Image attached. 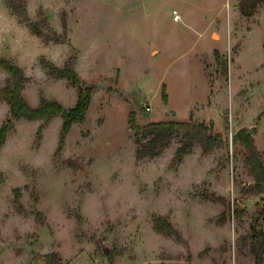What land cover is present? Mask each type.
Returning a JSON list of instances; mask_svg holds the SVG:
<instances>
[{
	"label": "rangeland",
	"instance_id": "obj_1",
	"mask_svg": "<svg viewBox=\"0 0 264 264\" xmlns=\"http://www.w3.org/2000/svg\"><path fill=\"white\" fill-rule=\"evenodd\" d=\"M239 2L28 0L26 16L46 20L56 43L0 0V59L25 71L30 106L46 98L69 109L80 88L93 94L61 151V117L17 121L0 146V264L53 254L64 264L255 263L264 194L252 192L235 136H251L264 158V5L244 17ZM43 59L73 66L80 86L50 76ZM9 77L0 69V91ZM9 110L0 96V128ZM132 119L205 123L225 145L204 154L197 144L175 164V136L162 155L138 159ZM213 193L227 205L207 200Z\"/></svg>",
	"mask_w": 264,
	"mask_h": 264
},
{
	"label": "trees",
	"instance_id": "obj_2",
	"mask_svg": "<svg viewBox=\"0 0 264 264\" xmlns=\"http://www.w3.org/2000/svg\"><path fill=\"white\" fill-rule=\"evenodd\" d=\"M5 2L13 13L18 16L21 23H24L35 36L42 38L46 42H62L60 39L50 38L49 32L51 30L46 20L31 21L26 16L28 0H5ZM261 5H264V0H240L239 9L244 17H251ZM42 65L50 76L67 80L75 88L80 86L81 79L77 71L70 64L65 67H59L52 61L43 59ZM0 69L8 71L10 74L7 85L0 91L1 98L7 102L10 108V115L0 128V146L5 144L8 135L14 129L17 121L24 119L28 121L43 120L44 122H49L57 117H61L63 121V135L60 147L58 148L61 151L65 135L69 132L70 128L74 124L82 123L85 120L93 95L92 90L80 88L76 106L73 108H65L58 101L46 98H42L40 104L34 108L30 106L23 94L28 82L25 71L5 58L0 59ZM130 124L136 137V157L138 159L155 158L162 155L171 145L175 136L182 137L181 145L174 157L175 164H181L184 158L193 152V148L197 144L201 146L204 154H208L214 149L225 145L223 134L212 132L210 127L205 123L161 121L139 126L132 119ZM42 130L43 126L39 128V134ZM235 141L244 148L245 162L255 182L252 192L264 194L263 153L257 148L254 139L243 131L235 136ZM207 200L227 205V200L224 197L216 196L214 193ZM239 214L240 212H238ZM261 219L264 223V208L260 210L255 224L253 223L251 226V252L254 255V264H264V230L257 229ZM160 220L161 218L154 217V227L158 232L166 233L158 226V221ZM226 221L227 213L223 212L219 223L225 224ZM173 234H176L175 230L168 232V235ZM47 264L64 263L57 254H53L48 256Z\"/></svg>",
	"mask_w": 264,
	"mask_h": 264
},
{
	"label": "water",
	"instance_id": "obj_3",
	"mask_svg": "<svg viewBox=\"0 0 264 264\" xmlns=\"http://www.w3.org/2000/svg\"><path fill=\"white\" fill-rule=\"evenodd\" d=\"M91 87H92V88H96V87H98V85H97V84H92ZM50 253H51V252H50V250H49L47 247H45V248L40 252L41 255H49Z\"/></svg>",
	"mask_w": 264,
	"mask_h": 264
},
{
	"label": "built area",
	"instance_id": "obj_4",
	"mask_svg": "<svg viewBox=\"0 0 264 264\" xmlns=\"http://www.w3.org/2000/svg\"><path fill=\"white\" fill-rule=\"evenodd\" d=\"M176 20H179L180 19V16L176 13L175 17H174Z\"/></svg>",
	"mask_w": 264,
	"mask_h": 264
},
{
	"label": "bare ground",
	"instance_id": "obj_5",
	"mask_svg": "<svg viewBox=\"0 0 264 264\" xmlns=\"http://www.w3.org/2000/svg\"><path fill=\"white\" fill-rule=\"evenodd\" d=\"M176 20V19H175ZM177 21V20H176Z\"/></svg>",
	"mask_w": 264,
	"mask_h": 264
}]
</instances>
